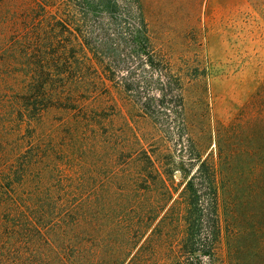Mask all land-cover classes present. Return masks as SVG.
<instances>
[{
	"label": "trees",
	"instance_id": "1",
	"mask_svg": "<svg viewBox=\"0 0 264 264\" xmlns=\"http://www.w3.org/2000/svg\"><path fill=\"white\" fill-rule=\"evenodd\" d=\"M37 4L45 21L36 37L13 33L0 43V264H264V84L234 120L217 121L215 129L205 120V138L216 132V156L204 158L188 138L194 171L166 150L159 158L139 149L136 171L128 168L132 161L122 173L105 169L102 190L74 205L69 195H38L31 180L43 160L38 129L50 113L76 109L78 96L66 91L69 78L82 73L67 47L57 53V31L78 39L75 32L97 16L112 18L122 8L131 16L141 6L140 0H57L51 23L50 5ZM135 37L146 65L160 70L156 95L140 98L142 110L155 122L160 115L190 126L176 89L180 80H168L170 66L160 68L163 60L150 49L149 35ZM81 40L98 74L96 66L105 62L98 59L101 51ZM101 46L107 48L106 40ZM125 74L126 89L139 88L134 73ZM114 152L108 151L113 164ZM176 174L185 181L180 193Z\"/></svg>",
	"mask_w": 264,
	"mask_h": 264
},
{
	"label": "rangeland",
	"instance_id": "2",
	"mask_svg": "<svg viewBox=\"0 0 264 264\" xmlns=\"http://www.w3.org/2000/svg\"><path fill=\"white\" fill-rule=\"evenodd\" d=\"M45 2L53 23L57 0H0V43L13 33L30 37L34 32L36 37L45 21L37 3ZM140 6L141 13L136 10L131 16L124 8L112 18L97 16L81 34L75 32L78 39L57 31V53L67 47L71 62L78 61L82 73L69 78L66 91L74 89L78 96L76 109L50 113L38 129L43 160L39 170H31V180L41 191L39 196L69 195L74 205L102 190L108 172L122 173L129 161L128 168L136 171L138 161L133 157L139 149L159 158L166 150L172 161L183 159L189 172L194 171L188 138L194 137L204 158L216 156V132L207 140L203 123L209 117L215 129L217 121L234 120L264 84V0H140ZM140 34L150 36V49L163 60L160 68L166 71L170 66L168 80H180L181 89H176L183 93L190 126L160 115L155 122L142 110L140 98L156 95L160 70L146 65L134 43ZM83 37L102 52L98 59L105 62L102 68L96 66L98 74L85 56L87 52L91 58V53L80 45ZM105 40L107 48H101ZM126 69L141 83L139 88L126 89ZM113 148L114 164L108 153ZM175 177L180 193L185 181L179 174Z\"/></svg>",
	"mask_w": 264,
	"mask_h": 264
}]
</instances>
